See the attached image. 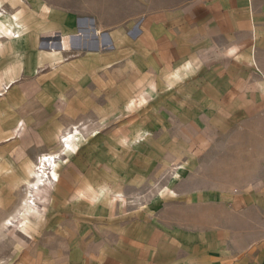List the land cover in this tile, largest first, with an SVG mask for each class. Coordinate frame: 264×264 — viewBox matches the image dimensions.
I'll list each match as a JSON object with an SVG mask.
<instances>
[{"label":"rangeland","instance_id":"1","mask_svg":"<svg viewBox=\"0 0 264 264\" xmlns=\"http://www.w3.org/2000/svg\"><path fill=\"white\" fill-rule=\"evenodd\" d=\"M186 1L0 0V264L150 260L218 218L222 154L264 133L221 106L219 51L182 71L171 50L108 38ZM74 15L94 25L65 27ZM43 152L58 158L36 190Z\"/></svg>","mask_w":264,"mask_h":264},{"label":"crops","instance_id":"2","mask_svg":"<svg viewBox=\"0 0 264 264\" xmlns=\"http://www.w3.org/2000/svg\"><path fill=\"white\" fill-rule=\"evenodd\" d=\"M164 12L156 10L155 21L144 17L128 24L122 38L109 33L112 47L116 50L120 40L140 51L171 50V61H188L182 71L195 63L201 47L217 49L223 78L218 93L235 97L221 106L230 114L241 111L244 117L236 119L237 127L260 126L264 131V0H188L172 7V17ZM89 24L94 25L93 18L75 15L64 22L65 27L78 29H88ZM180 50L185 51L181 58ZM130 67L138 69L132 60ZM255 138L244 141L242 151L221 156L225 162L220 173L231 176L227 184L212 188L220 190L219 197H211L212 204L220 206L218 218L214 214L202 228L189 226L174 234L150 260L123 264H264V133Z\"/></svg>","mask_w":264,"mask_h":264},{"label":"bare ground","instance_id":"3","mask_svg":"<svg viewBox=\"0 0 264 264\" xmlns=\"http://www.w3.org/2000/svg\"><path fill=\"white\" fill-rule=\"evenodd\" d=\"M57 158V155L51 153H43L39 156L40 164L42 165V173L40 172L41 174H38V176L36 177L34 189L40 190L41 187H45L47 185L48 181L50 180L49 172L52 167L56 166Z\"/></svg>","mask_w":264,"mask_h":264}]
</instances>
